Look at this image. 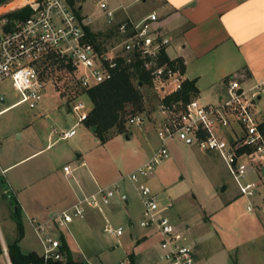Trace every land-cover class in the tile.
<instances>
[{"label":"built area","instance_id":"1","mask_svg":"<svg viewBox=\"0 0 264 264\" xmlns=\"http://www.w3.org/2000/svg\"><path fill=\"white\" fill-rule=\"evenodd\" d=\"M5 1H0V82L10 79L21 93L22 98L16 105L29 102L30 107L38 106L46 87L41 65L52 55L75 71L77 84L85 89L110 79L120 57L128 63L137 59L142 62V67L150 75L154 107L131 115L128 122L142 125L147 120V113H151L160 142L152 156L127 175L143 204L139 224L143 228L154 229L160 235V264H207L196 255L187 230L166 213L172 204L162 205L160 193L146 178L169 156V142L183 140L189 144L196 143L203 150L221 156L239 193L249 198L247 209L252 210L259 183L247 178L251 172L262 173L264 169V119L254 110L264 97V79L245 84L241 79L231 78L224 95L216 102L204 103L193 97L185 101L175 96L183 90L186 76L178 62L169 63L163 59V51L166 52L171 38L157 24V12L139 18L128 16L118 24L119 41L116 45L99 50L86 40V18L82 14L81 19L67 0H36L29 4L34 8L33 13L14 24L9 12L4 10ZM98 2L107 21L112 23L116 10L106 0ZM70 104V111L78 116L77 126L88 117L90 109L74 97ZM76 126L60 132V138L73 137ZM58 132L53 129V133ZM64 170L77 182L73 173L75 168L68 164ZM5 172L6 169L0 165V175ZM120 192L119 181H114L99 186L93 192L81 194L72 205L46 220L32 217L30 221L42 245L41 256L45 264L67 259L60 229L74 219L84 217L89 208L102 209L111 204ZM5 194L13 197L9 189ZM119 200L124 203L125 197ZM124 230L123 226L109 222L104 226V231L114 237L122 235ZM130 263L129 258L121 262Z\"/></svg>","mask_w":264,"mask_h":264},{"label":"crops","instance_id":"2","mask_svg":"<svg viewBox=\"0 0 264 264\" xmlns=\"http://www.w3.org/2000/svg\"><path fill=\"white\" fill-rule=\"evenodd\" d=\"M106 1L116 12L112 23L105 17L104 24L107 26L105 31L115 25L118 26L128 16L139 18L157 12L159 15L157 24L171 38L166 49L168 57L182 62L186 79L194 80L198 91L202 88L203 78L210 74L212 77L209 86L218 83L219 89L222 88L224 91L218 95L217 100L224 95L231 78L241 79L245 84L264 79V0H150L152 6L143 14L135 13L131 4H125V0H116L112 6L108 0ZM147 2L148 0H142L136 4L141 3L143 6ZM116 36L118 37L117 33ZM196 61L199 66L195 70L192 66ZM262 99L263 97L260 100ZM17 102L1 108L0 113L15 106ZM259 111V117L264 119V100L259 106ZM74 126L76 123L69 129ZM28 134L31 145L22 149L14 147L15 135L0 136V165L6 169L5 174L0 176V244L4 249V254L0 257L6 264H12L8 245L14 243L18 236V218L22 220L24 227V234L20 240L21 249L24 252L35 251L41 255L42 251L34 248L35 239H39L30 219L37 217L46 220L72 205L81 194L93 192L99 186L114 182L112 178H103L93 172L82 151H79L76 157L71 154L66 156L63 167L53 171L54 167L50 161L41 159L40 156L54 142L48 143L45 147L33 145L32 139L37 140V135ZM52 134L53 130L50 132V135ZM24 135V132L18 133L21 139ZM21 164H26V167L14 173L13 170ZM68 164L75 168L73 173L77 182L67 176L64 166ZM2 177L5 178L4 181L1 180ZM7 189L16 199L12 204L13 211L3 199L6 197ZM237 190L224 200L223 208L220 210L213 205L209 220L203 221L201 227H196L195 241L190 236L195 245L196 255L207 264H213L210 260L211 236L219 237L218 243L221 247H225L226 238L228 241L230 239V242H233L232 237L235 238L231 248L237 254V264H264V188L262 189L259 184L253 209L249 211L246 208L250 215L241 219L237 215L239 210L235 205L241 195L238 188ZM123 197L124 203L117 197L102 209L89 208L84 217L74 219L60 229V236L65 240L74 259L96 264L93 263V259L100 256L104 250L96 236L98 224L104 223L105 226L108 222L112 223L118 219L122 213L121 207L127 210L130 198L127 193ZM169 210L166 213L183 228V225L174 219L173 215L176 213L173 214ZM128 224L132 229L130 238L133 243V250L128 251L127 257L131 260L130 264H160L162 252L160 235L154 229L143 227L134 229L135 223L130 214ZM238 224L241 228L235 235L234 227ZM208 225L212 227L207 228ZM220 232H223L224 239ZM155 235L159 237L157 249L159 248L160 252L154 261L145 245Z\"/></svg>","mask_w":264,"mask_h":264},{"label":"rangeland","instance_id":"3","mask_svg":"<svg viewBox=\"0 0 264 264\" xmlns=\"http://www.w3.org/2000/svg\"><path fill=\"white\" fill-rule=\"evenodd\" d=\"M35 1L6 0L4 10L6 13H10ZM108 1L111 6L117 2L116 0ZM125 2V4H131L135 13L140 14L147 12L152 6L150 0L143 6L141 3L136 4L133 0H125ZM76 4L82 6L81 12L92 31H105L107 27L104 24L106 15L98 0H85ZM118 41V37L114 35L108 38L106 46L112 48ZM197 62L193 63L192 69H198ZM41 68L46 79V87L38 106L33 108L30 107L29 102L21 103L0 113V136L15 135L13 145L16 149L31 145V138L28 133H33V136L37 135V140L36 138L32 139L33 145L38 144L45 147L48 143L54 142L40 156L41 159L50 161L51 166L54 167L53 171L63 167L66 156L71 154L76 157L79 151H82L93 172L103 178L119 181L121 192L118 198L127 193L130 198V205L127 207L128 212L125 207H121L120 217L112 223L121 224L125 231L117 239L104 231V223H99L96 236L104 250L100 256L98 255L93 259V263L121 264L122 261L127 260L128 251L133 250V243L130 238L132 229L128 224V215H131L135 223L134 229H139L141 227L139 221L143 211L142 200L134 183L127 175L146 162L160 142L151 113H147V120L142 125H132L127 122L130 139H127L125 134H116L102 142L84 122L78 123L76 126L77 133L73 137L59 138L60 132L68 130L78 121L77 114L69 111V98L74 97L82 100L86 109H91L92 102L83 88L77 84L75 71L56 57L43 61ZM211 75H206L203 78L202 88L193 93V98L204 103H213L216 102L218 95L224 92L222 88L219 89L220 84L218 83L209 86ZM147 93L149 92L145 90V94ZM21 98V93L13 86L10 79L0 82V109L19 101ZM263 100L264 97L254 107L257 116H260L259 106ZM148 108L150 111V107H147V110ZM54 128L59 132L50 135ZM16 131L17 133H15ZM21 132L25 134L23 139L18 137V133ZM168 146L170 149L169 156L156 167L154 172L146 178V181L155 191L160 193L162 205L172 204L173 207L169 211L176 213H173L175 221L183 225V228L195 241V229L201 227L203 221L209 220L213 205L217 210L223 208L224 200L237 192L238 187L218 153L203 150L198 144H189L183 140H173L169 142ZM24 167L26 164L18 165L13 172H19ZM247 179L259 183L262 189L264 188L263 172L251 174ZM1 180L4 181L5 178L2 177ZM223 186H226V189L221 191ZM3 199L13 211L12 204L15 203L16 199L7 196H4ZM248 200L249 198L246 196L239 195L236 201L235 205L239 210L237 215L240 219L250 215L246 212ZM208 227L212 226L208 225ZM234 228L237 232L235 235H237L241 226L238 224ZM219 234L224 239L223 232ZM232 238L234 242L235 238ZM218 239L217 236L213 238L211 236L209 241L211 262L213 264H236L237 254L231 248L233 242L226 238L225 247H221ZM158 241L159 237L155 235L145 245L154 261L157 260L156 257L160 252L159 248L157 249ZM35 243L34 248L41 252L42 245L39 240L35 239ZM0 264H6L2 257H0Z\"/></svg>","mask_w":264,"mask_h":264},{"label":"trees","instance_id":"4","mask_svg":"<svg viewBox=\"0 0 264 264\" xmlns=\"http://www.w3.org/2000/svg\"><path fill=\"white\" fill-rule=\"evenodd\" d=\"M67 1L78 16L83 19L82 9H80V6L76 3L85 0ZM33 11L34 8L32 5H25L19 10L8 13V16L13 20L12 23L14 24L16 20H24L29 17ZM117 27L118 26L115 25L108 28L106 31L94 32L88 24H84L86 40L94 43L99 50L106 49V42L108 38L116 35ZM52 57L54 56L52 55ZM163 59L169 63L178 62L183 70L182 62L179 59H170L164 51ZM69 68L71 67L69 66ZM83 90L92 102L88 117L83 122L88 128L93 130L96 137L102 142L107 141L116 134H129L130 132L127 128L129 116L138 112H144L147 110V107H154V103H152L153 95L151 91L150 75L142 67V62L139 59L128 63L124 58H118V63L113 69V75L110 79L89 88H83ZM145 90L149 93L145 94ZM197 91L195 81L186 79L183 90L176 94L175 97H181L185 101H188L193 97V93ZM70 105L71 104L68 106ZM17 225L18 236L14 243L8 245V254L11 263L45 264L43 257L37 252H24L21 249L20 240L24 234V227L20 218L17 220ZM60 239L67 259L64 262L50 261L49 264H91L83 259H74L62 236H60ZM2 254H4V249L0 244V255Z\"/></svg>","mask_w":264,"mask_h":264},{"label":"water","instance_id":"5","mask_svg":"<svg viewBox=\"0 0 264 264\" xmlns=\"http://www.w3.org/2000/svg\"><path fill=\"white\" fill-rule=\"evenodd\" d=\"M80 9H82V6H80ZM126 138L127 139H129L130 137H129V134H126ZM226 189V186H223L222 188H221V191H224Z\"/></svg>","mask_w":264,"mask_h":264}]
</instances>
